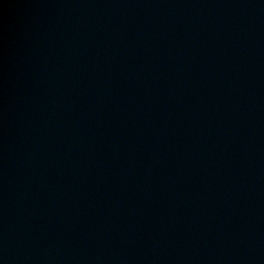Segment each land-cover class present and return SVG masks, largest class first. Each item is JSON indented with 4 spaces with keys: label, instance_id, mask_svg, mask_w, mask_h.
Instances as JSON below:
<instances>
[{
    "label": "water",
    "instance_id": "95a60500",
    "mask_svg": "<svg viewBox=\"0 0 264 264\" xmlns=\"http://www.w3.org/2000/svg\"><path fill=\"white\" fill-rule=\"evenodd\" d=\"M0 264H264V0H0Z\"/></svg>",
    "mask_w": 264,
    "mask_h": 264
}]
</instances>
